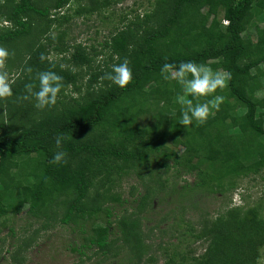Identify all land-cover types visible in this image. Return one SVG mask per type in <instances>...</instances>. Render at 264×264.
Listing matches in <instances>:
<instances>
[{
  "label": "trees",
  "instance_id": "16d2710c",
  "mask_svg": "<svg viewBox=\"0 0 264 264\" xmlns=\"http://www.w3.org/2000/svg\"><path fill=\"white\" fill-rule=\"evenodd\" d=\"M69 1L0 0V15L7 22L0 31V46L14 53L7 67L16 66L22 75L13 96L0 100V216L26 203V214L71 225L80 238L72 242V251L85 255L91 250L105 257L119 241L126 255L138 261L137 213L131 210L110 219L112 203L126 201L113 191L114 177L144 168L162 190L166 180L161 178L173 170L174 177L192 176L179 194L207 197L224 192L232 179L264 168V83L259 79L264 74V0H156L149 12L126 21L104 41L107 59L101 64L93 63L98 53L80 43L63 58L66 67L59 61L41 62V53L47 55L48 50L39 38L59 20L50 12ZM104 3L90 0L85 11ZM259 15L263 19L256 40L243 37L247 25L257 26L254 19ZM125 58L133 81L120 88L103 77ZM185 61L231 73L228 87L215 94L225 97L220 110H213L206 123L193 121L187 128L177 112L181 107L176 97L182 90L160 74L165 62ZM46 70L61 75L64 88L71 86L79 97L43 110H36L34 100L18 99L26 94L25 84L38 86L36 76ZM83 72L87 76L82 91L76 81ZM208 99L212 97H201L200 102ZM60 135L64 140L58 148ZM59 151L67 153V163L51 162ZM259 200L257 206L233 207L204 223L207 244L199 264L254 263L264 243V215L258 211L264 199ZM142 201L136 198L135 206H144ZM9 231L12 235L13 228ZM11 257L19 264L13 250Z\"/></svg>",
  "mask_w": 264,
  "mask_h": 264
},
{
  "label": "rangeland",
  "instance_id": "374dc122",
  "mask_svg": "<svg viewBox=\"0 0 264 264\" xmlns=\"http://www.w3.org/2000/svg\"><path fill=\"white\" fill-rule=\"evenodd\" d=\"M93 1L98 5L103 2ZM155 1L106 0L104 5L89 12L85 11V8L90 5V0H70L59 11L51 10L50 17H59V20L50 24L48 32L40 36V43L48 50V60L59 61L62 66H65L63 58L76 43L84 45L95 54L98 53L94 56L93 63L101 64L107 59L104 41L126 21L149 12ZM202 11H205V8ZM62 15L63 18H60ZM262 19L263 15L257 16L254 19L257 26L247 25L242 31V36L255 41L256 27H261ZM2 20L0 15V31L4 29ZM222 24L225 22L222 21ZM7 71L15 81L12 87L17 90L22 78L20 71L16 66L7 67ZM86 76V72H83L82 78L76 81L82 91ZM259 79L264 83V74L260 75ZM255 95L259 97L261 93L257 92ZM77 97L79 93L68 85L59 94L56 105L59 106L63 101L72 102V99ZM34 110L33 108L32 117L35 118L38 114ZM177 112L180 113L181 110ZM236 112L239 114L241 110L237 108ZM139 169L130 171L121 179L114 177L113 191L126 201L122 205L112 203L110 217L111 219L120 214H128L131 210L137 213L141 232V258L138 261L129 258V253L126 255L125 250L120 248L119 241L111 247L112 253L109 252L105 257L91 250L85 255L72 251V242L77 244L80 238L72 231L71 225H60L56 218L51 216L33 217L26 214L27 204L23 203L19 210H8L0 216V264H15L11 257L12 250L17 253L19 264H199L207 244L203 234L204 223L208 219L212 220L217 214H224L230 208L257 206L259 199H264V168L259 174L232 179V185H226L224 192L207 197L196 192L184 195L177 192L185 182L192 181L189 174L174 177V171L170 170L161 178L166 180L161 190L148 178L146 169ZM173 183L175 190L172 192L170 190ZM90 191L92 192V189ZM138 197L145 200L142 201L144 206H135L134 200ZM262 205L258 211L264 215V201ZM133 206L138 210L132 209ZM89 225L87 222L84 228ZM10 228H13L12 235ZM253 264H264V243L258 246Z\"/></svg>",
  "mask_w": 264,
  "mask_h": 264
},
{
  "label": "clouds",
  "instance_id": "9594fccd",
  "mask_svg": "<svg viewBox=\"0 0 264 264\" xmlns=\"http://www.w3.org/2000/svg\"><path fill=\"white\" fill-rule=\"evenodd\" d=\"M14 53L3 46H0V100H6L13 96L14 80L10 78L7 71V62ZM41 62L48 57L41 53ZM130 62L125 58L121 63L113 64L111 70L106 72L103 79L125 88L133 81V72L129 66ZM54 68L55 65H52ZM29 73L32 68L26 69ZM161 77L165 81H175L181 88V94L176 97V102L181 107V119L179 123L187 128L196 121L198 125L207 122L210 116L214 115L213 110L218 112L225 97L215 95L217 90H224L228 87L231 80V73L223 70H213L206 64H198L194 61H185L176 65L165 62L161 67ZM36 83L30 82L25 84L26 94L18 99L34 100V106L38 109L54 107L57 103L58 96L64 88V80L56 71L46 70L37 74ZM192 97V98H188ZM201 97H212L206 102H200ZM196 102L194 103V99ZM64 137H56V145L59 148ZM67 153L59 151L52 158L53 164L67 163Z\"/></svg>",
  "mask_w": 264,
  "mask_h": 264
},
{
  "label": "built area",
  "instance_id": "2783aa9c",
  "mask_svg": "<svg viewBox=\"0 0 264 264\" xmlns=\"http://www.w3.org/2000/svg\"><path fill=\"white\" fill-rule=\"evenodd\" d=\"M223 22H225V21H223ZM4 24H7V22H6V21H4Z\"/></svg>",
  "mask_w": 264,
  "mask_h": 264
}]
</instances>
